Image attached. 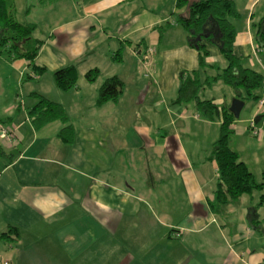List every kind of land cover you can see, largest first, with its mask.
<instances>
[{"label":"crops","instance_id":"obj_1","mask_svg":"<svg viewBox=\"0 0 264 264\" xmlns=\"http://www.w3.org/2000/svg\"><path fill=\"white\" fill-rule=\"evenodd\" d=\"M149 1L163 8L144 0H30L21 9L17 0H7L15 18L22 11V23L37 28L41 15L49 19V35L34 36L43 40L34 64L45 70L36 74L32 63L10 57L1 45L0 59L24 73L22 82L31 69L37 85L30 94L63 104L75 138L68 143L59 137L61 120L34 127L33 95L24 109L0 115V129L11 136L0 138V235L12 226L19 230L17 240L0 237V264H264V189L227 207H210L220 175L210 155L221 123L203 117L195 102L176 101L179 73L197 68L199 54L176 21L175 0ZM239 2L238 11L247 15L236 26L235 52L263 74L264 57L258 54L260 64L253 58L252 27V10L261 0H235L237 8ZM164 24L184 39L168 41ZM108 29L120 32L113 43ZM206 46L207 62L225 66L219 48ZM124 48L134 52L128 68ZM149 48L155 56L147 68L142 58ZM99 53L113 55L109 75L93 59ZM68 65L79 77L75 87L62 90L54 72ZM95 68L103 76L91 83L85 73ZM112 76L123 81L122 92L99 104L100 88ZM129 84L136 88L128 90ZM258 96H264L262 85ZM258 99L244 111L245 101L229 146L261 181L264 123L257 122L258 136L249 129L259 116Z\"/></svg>","mask_w":264,"mask_h":264},{"label":"trees","instance_id":"obj_2","mask_svg":"<svg viewBox=\"0 0 264 264\" xmlns=\"http://www.w3.org/2000/svg\"><path fill=\"white\" fill-rule=\"evenodd\" d=\"M179 10L176 21L188 32V43L197 49L199 66L193 70H182L179 73L180 86L177 102H195L198 112L208 120L220 121V135L214 143L210 158H213L220 172L213 198L209 199L212 210L236 203L243 195L255 189H264V171L262 180H257L246 163L240 159L237 151L229 146L232 124L236 120L230 111V104L218 103L214 99H203L200 91L217 81L233 87L236 97L243 101L258 99L263 74L246 66L242 57L235 52L237 30L234 19L240 14L235 0H175ZM254 37L258 48L264 51V16L253 23ZM36 25L18 21L11 11L7 0H0V45L2 51L10 57L24 59L33 64L36 74L44 72L45 67L37 66L34 60L39 54L42 39L33 35ZM206 43L216 45L226 65L207 62L210 51ZM208 68H216L217 73L209 75ZM205 74V76H202ZM100 76L99 69H90L85 73L89 82H95ZM79 73L75 65H68L54 72V82L59 89L69 90L76 86ZM124 87L118 76L108 78L100 88L98 103L118 100ZM38 101L29 111V118L35 128L47 123L61 120L64 123L59 137L70 143L75 138L74 126L69 121L65 106L52 101L39 93L32 94ZM14 233V236H12ZM19 230L12 226L10 231L0 235L1 238L17 240Z\"/></svg>","mask_w":264,"mask_h":264},{"label":"rangeland","instance_id":"obj_3","mask_svg":"<svg viewBox=\"0 0 264 264\" xmlns=\"http://www.w3.org/2000/svg\"><path fill=\"white\" fill-rule=\"evenodd\" d=\"M27 1L30 0H17L19 7L22 9L25 7V5L27 4ZM239 1V0H238ZM144 2H146L148 4L149 7H153L155 8H163V4H160L159 2H150L149 0H144ZM156 3H159L156 4ZM238 9L239 7L241 8V2H239L238 4ZM262 6H264V0H261L260 3H258L256 8H253L252 12L254 13V17H253V21L257 24L260 20V18L262 17ZM133 7H135V5H133ZM167 8L170 9L171 5L167 3L166 5ZM240 15L234 19V22L236 24V26L238 28H241V26L244 24L245 20H246V15H247V11H243V10H239ZM22 14V15H21ZM23 13L21 10H19V13L17 15L16 18L22 19ZM41 24L35 29V31L33 32L34 36H38V37H47L49 35L48 32V23H49V19L47 17L43 18V16L41 15ZM22 22V21H21ZM162 28H165L168 33L170 35H168L166 38L168 41L172 40V39H177L178 41H181L182 39H184L182 37V33L176 32L174 29H168L165 24L164 26H162ZM164 31V30H163ZM109 32V40L110 43L114 42V39L112 37V35L114 37H117V35L120 33L118 30H112V29H108ZM126 43V41H125ZM117 45V42L114 44ZM135 47V44L131 42V51H133V48ZM101 49H105V45L100 46ZM123 51L124 56L126 57V66L127 68L133 63V54L134 52H132L131 55H129L127 48H124ZM261 54V57H264V53H259ZM263 54V55H262ZM155 56V55H154ZM113 55L110 53L107 54H95L93 55V59L98 60L99 65H100V70L101 73H103V75H109V73H111L110 71H113V69L110 67V63L112 60ZM254 60L256 62H258V64H260L259 62L261 61V59L254 56L253 57ZM141 59V58H140ZM4 59H0V115H3L4 112H8L9 110H11V108H16L17 106H19L20 108L25 107L26 103L29 101V99L32 98V95L30 94L31 90L33 89V86H36V75H33L32 77L29 76V73L31 71H25L26 76H24V80L22 82L23 79V72L22 74L20 73V70H18L17 68H15L14 65H11V63H7L8 65H11L12 67H14V69L10 68L8 65H6V62L1 61ZM260 60V61H259ZM220 63H224L225 59L220 61ZM115 65H117V63H114ZM223 65V64H220ZM140 67V70H142V72L144 73L145 71H147L148 69H146L143 66H138V68ZM212 74H216L217 71H212L210 72ZM209 74V71H208ZM100 75V76H103ZM136 88V85H132L129 84L127 85V89L128 90H134ZM235 90L233 89L232 86L224 83L223 81L220 82H215L214 84H212L211 86H206L205 88H203L200 91V97L203 99H217V100H226L227 103L231 104L233 98V92ZM232 92V93H231ZM254 100V99H252ZM252 101L248 100L247 105L244 108V111L247 110V108H249V105L251 104ZM12 114H5L2 117H6V116H10ZM6 121V119L4 120ZM3 160L1 161L0 159V164H2ZM252 172V171H251Z\"/></svg>","mask_w":264,"mask_h":264},{"label":"built area","instance_id":"obj_4","mask_svg":"<svg viewBox=\"0 0 264 264\" xmlns=\"http://www.w3.org/2000/svg\"><path fill=\"white\" fill-rule=\"evenodd\" d=\"M263 49L258 48V46H256L255 50H254V55L258 58V54L262 53ZM155 54V49L154 48H149L147 53L144 55V57L142 58V63L143 65H145L147 68L150 66L151 64V58L152 56ZM260 61V60H259ZM261 62V61H260ZM263 66V81H262V86L264 88V64H262ZM149 71V70H148ZM257 110L260 114H262V121L264 123V96H261L258 99V103H257ZM249 129L251 131V133L255 136L260 135V128L257 126V123L255 120H251V122L249 123ZM10 132L7 128H1L0 129V138H5L8 139L10 138ZM1 264H9L8 260H4Z\"/></svg>","mask_w":264,"mask_h":264},{"label":"water","instance_id":"obj_5","mask_svg":"<svg viewBox=\"0 0 264 264\" xmlns=\"http://www.w3.org/2000/svg\"><path fill=\"white\" fill-rule=\"evenodd\" d=\"M245 105V101L241 100L240 98L238 97H235L233 100H232V103L230 104V111L234 114V116L236 118H238L240 116V112L242 110V108L244 107ZM261 116H257L256 118V122H258L260 120Z\"/></svg>","mask_w":264,"mask_h":264},{"label":"bare ground","instance_id":"obj_6","mask_svg":"<svg viewBox=\"0 0 264 264\" xmlns=\"http://www.w3.org/2000/svg\"><path fill=\"white\" fill-rule=\"evenodd\" d=\"M259 115L261 116L260 120L262 121V114L259 113ZM260 120H259V121H260ZM255 121H256V119H255ZM259 121H258V122H259ZM262 122H263V121H262ZM256 123H257V122H256Z\"/></svg>","mask_w":264,"mask_h":264}]
</instances>
